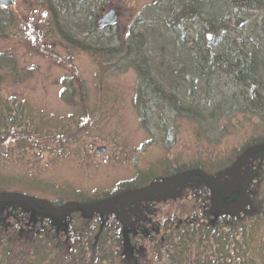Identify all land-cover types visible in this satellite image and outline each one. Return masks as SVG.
Instances as JSON below:
<instances>
[{
	"label": "trees",
	"instance_id": "obj_1",
	"mask_svg": "<svg viewBox=\"0 0 264 264\" xmlns=\"http://www.w3.org/2000/svg\"><path fill=\"white\" fill-rule=\"evenodd\" d=\"M104 2L41 0L45 13L39 31L46 37L57 36L70 48L106 58L107 64L119 58L138 75L141 85L137 94L151 89L153 94L190 120L212 125L232 113H242L259 117L260 124L264 125V19L259 25L252 26L250 35L243 36L245 33L241 31L243 35L237 38L227 36L230 21L245 11L261 7L264 10V0H157L141 14L146 19H138L142 30L135 31L131 27L123 38L118 37L117 29L111 31L112 37L100 35L101 30L116 28V22L110 26L98 24L96 16ZM153 11H161L162 15L153 14ZM17 24L9 7H0V38H8ZM207 35H210V41ZM149 44H157L162 54L155 58L146 48ZM13 70L12 56L0 53V85L4 72ZM220 73L231 77L238 85V93L231 98L221 97L210 89L212 79ZM186 78L194 82L202 80L206 90L209 89L203 91L207 97L203 107L196 101L188 105L182 103L180 91ZM195 87H190L192 95L196 93ZM29 120L22 104L0 100V144L11 139L20 141L22 146L30 144L34 136L28 135L32 130ZM214 129L203 128L200 124L197 136ZM43 134L49 137L47 131ZM259 145H264V131L243 140L224 157L213 156L209 162L198 158L188 163H168L164 167L165 181L187 171H201L215 181L222 205L235 206L240 200L241 189L233 177L234 164L244 150ZM245 161L248 166L241 169ZM154 170L138 171L132 178L117 181L110 189L97 192L89 202L78 204L105 203L120 193L138 189L137 185L146 184L154 177ZM224 173H229L234 183V187L225 192L217 182V177ZM238 176L245 199L237 212L211 215L206 208L208 204L200 205L189 218L175 214L164 217L157 230L148 226L136 230L103 218L91 220L106 209L66 212V227L58 228L42 217L38 223L27 225L25 213L16 212L19 208H33L40 216L47 211L21 203H5L10 208V215L18 218V223L11 225L7 219L0 221V242L4 249L0 264H10L18 243L20 247L25 246L28 258L32 262L37 260L38 264H52L57 260L59 264H127L129 259L135 264H264V151L247 156L238 168ZM185 180H196L202 186L210 187L201 177ZM18 182L0 172V195L36 199L25 192L7 189ZM42 201L61 208L54 204L58 200ZM116 204L109 209H114ZM62 229L63 234L68 235L64 240L59 237ZM6 233L10 235L5 236Z\"/></svg>",
	"mask_w": 264,
	"mask_h": 264
},
{
	"label": "rangeland",
	"instance_id": "obj_2",
	"mask_svg": "<svg viewBox=\"0 0 264 264\" xmlns=\"http://www.w3.org/2000/svg\"><path fill=\"white\" fill-rule=\"evenodd\" d=\"M40 1L16 0L8 6L18 24L8 38H0V53L10 54L14 61V70L4 72L0 100L24 106L31 119L29 127L32 130L28 135L34 136V140L24 146L12 139L0 144L1 174L19 181L7 188L10 191L25 192L40 201L58 200L54 204L64 207L89 202L97 192L150 168L155 169L154 177L134 190L157 186L167 182L164 177L166 164L188 163L198 158L209 162L213 156L224 157L243 140L264 131V125L255 115L232 113L209 125L210 122L200 123L179 114L151 89L137 94L141 85L138 75L124 61L116 58L107 64L106 58L70 48L57 36L42 34L39 30L45 10ZM156 2L105 0L96 19L113 10L116 28L101 30L100 35L112 37L111 31L117 29L118 37L123 38L131 27L141 31L143 27L138 19H146L141 14ZM153 14L162 15V12L153 11ZM263 19L262 7L245 11L229 22L227 36L237 38L243 35L241 31L245 36ZM262 43L264 46V37ZM146 48L155 58L162 54L157 44H149ZM212 80L210 89L221 97L231 98L238 93V85L224 73ZM194 85L196 93L192 95L189 91ZM204 90L208 92L209 89L206 90L202 80L194 82L186 78L180 91L182 103L188 105L196 101L203 107L207 99ZM200 124L203 128L215 129L198 137ZM43 131H47L48 138ZM247 166L248 161H245L241 169ZM217 182L224 192L234 187L229 173L217 177ZM76 191L79 193L75 194ZM210 192V187L196 180H183L158 193L120 200L114 209L108 207L102 215L97 214L91 220L103 218L136 230L147 226L157 230L168 215L189 218L200 205L208 204L206 208L209 209ZM21 211L25 213L27 225L38 223L42 217L58 228L67 226L65 214L45 212L40 216L33 208H19L16 212ZM10 213L5 202L0 201V221L7 219L11 225L18 223V218ZM61 231L59 237L67 238L64 230ZM20 245L15 247L10 264H38L37 260L32 262L28 258L25 246ZM3 254V242H0V255ZM127 264L135 263L129 259Z\"/></svg>",
	"mask_w": 264,
	"mask_h": 264
},
{
	"label": "water",
	"instance_id": "obj_3",
	"mask_svg": "<svg viewBox=\"0 0 264 264\" xmlns=\"http://www.w3.org/2000/svg\"><path fill=\"white\" fill-rule=\"evenodd\" d=\"M16 0H0V7H8L11 6ZM115 23V15L114 11L111 10L108 13L102 15L101 18L98 20V24L100 26L104 25H112ZM207 40L210 39V35H207ZM257 151H264V145H259V146H254L247 148L244 150L241 155L238 157L236 160L234 167H233V177L235 181L238 183L240 189H241V197L238 203L235 206L232 207H225L222 205L220 195L216 186L215 181L210 178L209 176L203 174L201 171L198 170H191L184 172L180 175H177L176 177L172 178L171 180L167 181L164 184L157 185V186H150L146 187L140 190H129L123 193H120L112 198H110L107 202L105 203H91V204H70L64 207H55L54 205L47 203L45 201H40L36 199H32L29 197H24L21 195H14V194H8V195H0V201H3L8 204H16V203H21L25 205H29L35 208H39L42 210H45L47 212L53 213V214H65L66 212H69L74 209H81V210H87V211H101L104 210L108 207H111L115 203H117L120 200L126 199L128 197L132 196H142V195H147V194H154L158 193L161 191H164L172 186H174L177 183H180L181 181L188 179L190 177H201L203 178L210 186L211 192L209 195V200H210V207H209V212L211 215H222V214H233L237 212L240 207L242 206L244 199H245V194H244V187L239 179L238 176V168L242 161L249 156L253 152Z\"/></svg>",
	"mask_w": 264,
	"mask_h": 264
}]
</instances>
